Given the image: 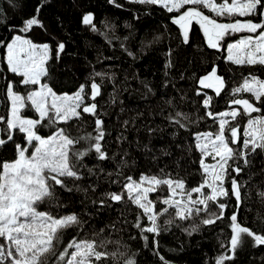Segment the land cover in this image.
I'll list each match as a JSON object with an SVG mask.
<instances>
[{
	"label": "snow or ice",
	"instance_id": "1",
	"mask_svg": "<svg viewBox=\"0 0 264 264\" xmlns=\"http://www.w3.org/2000/svg\"><path fill=\"white\" fill-rule=\"evenodd\" d=\"M8 2L13 7L18 6L15 0ZM50 3L51 0H38L34 12L27 15L20 25L8 26L11 37L0 38L6 71L20 78L8 80L0 89L7 102L6 113L0 114V152L8 145H12L14 151L13 159L0 160V264H108L113 253L106 250V240H77L73 237L65 241L64 247H59L65 230L82 225L83 220L78 214L54 215L41 208L46 201L56 197L57 186L68 192L73 190L64 178H71L73 182L84 179L82 169L87 167L84 161L89 155H95L100 172H104L102 162L116 160V154H110L106 147V137L110 133L98 111L97 97L102 95L103 79L107 74L93 71L89 80L79 84L71 94L59 93L56 66L70 55L66 42L59 39L55 44L36 42L30 35L39 29L55 39L50 26L42 19V10ZM108 3L123 8L117 0H108ZM127 3L157 6L169 14L175 13L169 19L179 29L184 46H193V25H198L207 48L226 52L227 62L264 66V0H127ZM93 20V13L82 14L81 22L95 32L98 29ZM3 23L0 20V24ZM236 36L239 38L232 39ZM150 43H146L145 47ZM125 51L136 58L131 50ZM167 55L174 57L175 53L168 51ZM176 63V60L170 59L165 68L170 69ZM2 71L0 69V73ZM96 77L100 78V82ZM0 79L5 78L0 75ZM194 79L201 89H212L218 97L226 94L229 86L228 79L220 74L217 65ZM18 86H23L25 92H20ZM144 86L152 91L147 83ZM231 92L233 97L242 92L250 94L249 98L231 100V105L241 106L242 111L233 108L215 113L210 110L213 97L201 90L196 92L202 97L205 115L213 121L219 120L218 131L198 132L193 136L195 150L200 153L198 164L203 176L197 186L188 187L184 178L161 170V175L141 174L138 180L127 176L120 190L102 191L98 194L100 198L93 203L99 208L128 202L135 205L140 214L133 226L140 231L146 245L149 236L145 234L156 237L164 230L158 223L164 214L188 220L193 215L207 213V217L201 220L206 226L227 219L231 228L227 245V253L230 254L217 257L216 264L234 261L238 249L249 239L253 247L264 246V230L257 232L238 222V213L245 199V185L241 183L240 176L250 167L255 155L264 153V115L252 116L264 110L261 107L264 105V79L249 74L242 85ZM26 109H31L35 116H25ZM85 115L94 118V134L73 136L70 132L72 124L83 123ZM241 116L249 117L243 139L235 123ZM168 119L179 128L187 127L181 122L187 119L184 114L177 112L175 117ZM123 123L127 125L128 121ZM45 128L50 130L47 134L42 131ZM123 139H126L123 133L116 137L117 142ZM82 141H87L84 150L77 147H83ZM233 145L240 147L237 149ZM209 157L213 163H206ZM119 163L126 164V161L122 158ZM87 172L96 175L93 168H88ZM107 175L111 177L113 173L108 172ZM111 182L118 183L115 179ZM162 186L167 187L168 195L162 200L165 207L157 210L149 194L157 192ZM77 190H80L79 187ZM92 191L95 192V188ZM261 196L264 197V193ZM227 200L234 201L235 207L231 212L225 202ZM210 203L219 211H210ZM170 209L174 212H169ZM142 217L146 218V222H142ZM173 222L172 218L166 221L169 225ZM196 230L195 227L191 231L186 229L189 235ZM127 264H135V261L128 259Z\"/></svg>",
	"mask_w": 264,
	"mask_h": 264
},
{
	"label": "trees",
	"instance_id": "2",
	"mask_svg": "<svg viewBox=\"0 0 264 264\" xmlns=\"http://www.w3.org/2000/svg\"><path fill=\"white\" fill-rule=\"evenodd\" d=\"M117 2L123 5L122 9L109 4L108 0H51L42 10V19L50 26L55 39L39 29L30 34L36 42L55 44L56 39L66 42L70 55L56 66L59 93L71 94L79 84L89 80L93 71L107 74L103 79L102 95L97 97L98 111L110 133L106 137V147L110 154H116L115 161L102 162L104 172L96 167L98 162L94 154L86 157L84 162L87 167L82 169L84 179L73 182L71 178H64L73 190L68 192L57 186L56 197L46 201L41 208L54 215L78 214L83 220L82 225L65 230L59 247H64L65 241L73 237L77 240H106V250L113 253L108 264H127L128 259L134 260L135 264H216L217 257L230 254L227 253V245L231 228L227 219L206 226L201 220L207 217V213L193 215L188 220L164 214L158 221L164 230L156 237L145 234L149 236L146 245L140 231L133 226L140 214L135 205L128 202L99 208L93 201L100 198L98 194L102 191L120 190L127 176L138 180L141 174L161 175V170L184 178L188 187L197 186L203 176L198 164L200 153L195 150L193 136L198 132H216L219 128L218 120L213 121L205 115L202 97L196 94L197 90L213 97L210 110L215 113L233 108L242 111L240 106L231 105V100L249 98L250 94L241 93L233 97L231 90L241 86L249 74L264 79V66L227 62L226 52L207 48L198 25H193V46H184L179 29L169 19L175 13L169 14L157 6L130 4L127 0ZM15 3L17 7H13L8 0H0V9L3 10L0 20L4 22L0 24V38H10L12 33L7 30L8 26L20 25L27 15L34 12L38 0H15ZM88 12L93 13V23L98 31L93 32L90 26L81 22L82 14ZM149 41L151 43L145 47ZM125 49L134 52L136 58L129 56ZM168 51L174 52L175 56L169 57ZM3 56L4 50L0 49V69H3L0 75L5 78L0 79V89L8 80L20 79L6 71ZM170 59L177 63L166 69L165 64ZM214 65L229 82L226 94L222 93L219 97L210 89H201L194 79L209 72ZM96 80L100 82L99 77ZM145 83L152 88L151 92L145 88ZM18 88L20 92H25L23 86ZM6 103L0 91V114L6 113ZM261 107L264 109V105ZM177 112L187 116L186 120H181L186 128L170 123L168 117H175ZM254 114L264 115V110ZM24 115L34 117L35 113L26 109ZM247 120V116H241L235 122L240 128L241 139ZM83 121L72 124L70 132L73 136L94 134V118L85 115ZM124 121L128 124L124 125ZM152 129L154 131H150ZM42 131L47 134L50 130L45 128ZM121 133L126 139L117 142L116 137ZM81 143L83 147H77L84 150L87 141ZM233 147L239 149L240 145ZM13 158L12 145L0 152V160ZM122 158L126 164L119 163ZM88 168H93L96 175L88 174ZM108 172H112L113 176L109 177ZM113 179L118 183H112ZM240 181L245 185V199L238 213V222L260 232L264 230V197L261 196L264 193V153L252 158ZM225 186H228L227 183ZM167 195V187L162 186L157 192L150 193L149 198L160 210L165 207L162 200ZM225 202L231 212L235 207L234 201ZM209 210L219 211L211 203ZM169 218L174 220L171 225L166 223ZM141 219L146 222V218ZM193 227L197 230L189 235L188 231ZM225 264H264V246L253 247L249 239L238 249L234 261H226Z\"/></svg>",
	"mask_w": 264,
	"mask_h": 264
},
{
	"label": "rangeland",
	"instance_id": "3",
	"mask_svg": "<svg viewBox=\"0 0 264 264\" xmlns=\"http://www.w3.org/2000/svg\"><path fill=\"white\" fill-rule=\"evenodd\" d=\"M210 90H212V89H210ZM213 91V90H212ZM242 93H246V92H242ZM239 94H241V93H239ZM247 94V93H246ZM249 94V93H248ZM240 108L242 109V107L240 106ZM232 109H230V110H228V111H231ZM252 116L253 117H255L256 116V114H252ZM248 119H249V117H248ZM218 120V119H217ZM218 123H219V120H218ZM245 126H244V129L246 128V126H247V122H246V124H244ZM243 129V130H244ZM242 135H243V133H242ZM242 139H243V136H242ZM214 161H212V159H211V157H209L207 160H206V163H213ZM195 196H196V194H195Z\"/></svg>",
	"mask_w": 264,
	"mask_h": 264
}]
</instances>
